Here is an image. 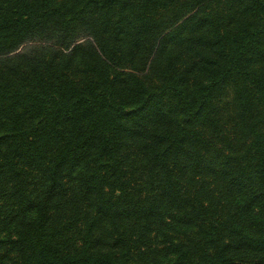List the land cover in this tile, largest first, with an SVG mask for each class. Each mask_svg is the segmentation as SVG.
<instances>
[{
    "label": "trees",
    "instance_id": "16d2710c",
    "mask_svg": "<svg viewBox=\"0 0 264 264\" xmlns=\"http://www.w3.org/2000/svg\"><path fill=\"white\" fill-rule=\"evenodd\" d=\"M0 264H264V0H0Z\"/></svg>",
    "mask_w": 264,
    "mask_h": 264
}]
</instances>
